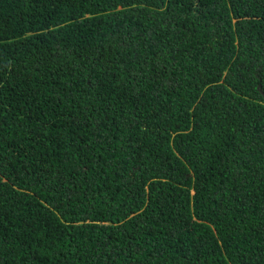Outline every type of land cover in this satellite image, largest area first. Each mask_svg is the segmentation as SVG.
I'll list each match as a JSON object with an SVG mask.
<instances>
[{
    "label": "trees",
    "instance_id": "16d2710c",
    "mask_svg": "<svg viewBox=\"0 0 264 264\" xmlns=\"http://www.w3.org/2000/svg\"><path fill=\"white\" fill-rule=\"evenodd\" d=\"M0 264H264V0H0Z\"/></svg>",
    "mask_w": 264,
    "mask_h": 264
}]
</instances>
